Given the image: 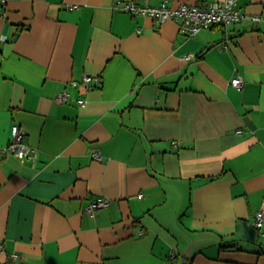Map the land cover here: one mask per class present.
<instances>
[{"label":"crops","instance_id":"obj_1","mask_svg":"<svg viewBox=\"0 0 264 264\" xmlns=\"http://www.w3.org/2000/svg\"><path fill=\"white\" fill-rule=\"evenodd\" d=\"M238 1L260 19L188 36L117 0H0V264H264V0Z\"/></svg>","mask_w":264,"mask_h":264},{"label":"built area","instance_id":"obj_2","mask_svg":"<svg viewBox=\"0 0 264 264\" xmlns=\"http://www.w3.org/2000/svg\"><path fill=\"white\" fill-rule=\"evenodd\" d=\"M116 7L121 11L129 12L134 15L152 16L158 24L170 19L176 18L180 20V29L188 36H194L198 31L204 28H210L215 25H228L236 22H241L245 19L259 20L260 18L246 13L239 5L238 0H216L205 5L200 4H180L176 8H171L167 5V0L162 1L158 5H149L147 3L140 4L133 0H129L122 4L117 0ZM190 58V54L185 56ZM99 82L98 77L86 75L83 78V83L90 87L92 83ZM75 84L77 82L74 81ZM234 87L241 90L244 86V80L241 75L234 76L231 79ZM58 102H66L69 100L67 91L59 92L56 95ZM25 131L18 125L12 126V138L4 149L11 151L20 158H29L34 164L37 158V149L24 140ZM177 144V142H174ZM93 157L99 160H104L102 154L93 152ZM110 205V199L106 196H101L93 199L85 207V211L91 215H96L98 210L106 208ZM255 226L259 231L264 226V211L258 210L255 214ZM140 232H143L142 229ZM3 251V244L0 239V252ZM174 257V253L172 254Z\"/></svg>","mask_w":264,"mask_h":264}]
</instances>
